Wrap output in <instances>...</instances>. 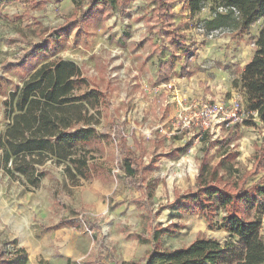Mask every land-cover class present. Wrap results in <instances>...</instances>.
Here are the masks:
<instances>
[{
    "label": "rangeland",
    "instance_id": "374dc122",
    "mask_svg": "<svg viewBox=\"0 0 264 264\" xmlns=\"http://www.w3.org/2000/svg\"><path fill=\"white\" fill-rule=\"evenodd\" d=\"M27 1L4 7L3 12L11 20H0V75L3 76L0 77V134L6 129L3 97L19 84L16 68L10 64H18L33 45H42L46 40L53 48L61 49L57 57L82 68L92 86L106 92L111 105L103 109L98 134L84 150L93 170L89 180H71L65 172L66 164L52 159L43 167L36 166L38 175L44 176L33 186L25 177L11 176L12 163L6 162L0 146L2 261L14 259V264H19L22 256L16 257L12 241H19L30 254L35 253L37 248L32 249L30 243L37 245L40 236L67 218L74 225L87 219L90 224L100 226L101 233L91 231L86 225L77 228L83 238L80 248L86 251L81 260L84 264H109L105 258L108 251L113 252L118 264H142L151 246L139 244L137 235L145 231L148 212L134 203L140 194L126 185L118 163L113 127L124 126L123 133L130 147H134L132 136L143 142L146 162L156 160L146 174L155 189V210L172 203L176 194L195 188L205 147L201 138L206 137L205 133L214 142L230 144V149L238 153L235 169L240 173L250 170L264 143V128L257 119L254 121L258 126L247 124L250 118L243 111L246 100L240 74L253 57L261 23L243 34L226 28L211 37L210 31L197 30L198 25H204L211 17L208 4L199 18L182 22L189 31L187 47L190 50L182 52L170 45L166 46L169 50H163L165 61L173 55L175 68L169 84H165L157 79L160 58L149 55L150 44L158 43L157 32L149 28L153 27L149 23L153 12L150 0H133L123 13L112 11L106 4L107 16L98 15L88 22L86 34L78 30L59 38H51L49 33L63 27L66 19L74 15L78 19L74 1L45 0L42 9ZM80 5L84 6L85 1ZM175 5L179 3L176 1ZM184 17L181 12L176 14L174 24ZM183 67H186L184 76ZM220 104L228 114L237 107L238 120H226L227 115L220 114L207 119L205 126L202 119L205 105L214 109ZM104 129L107 134L103 133ZM233 130L235 135H231ZM222 149L219 145L211 150L212 164L219 163ZM259 214L264 236V212ZM156 224L179 227L175 236L162 237L164 248L184 247L198 236L213 238L222 244L228 240L223 230L209 229L201 215L180 213L176 208L163 211ZM44 263L36 261V264Z\"/></svg>",
    "mask_w": 264,
    "mask_h": 264
},
{
    "label": "trees",
    "instance_id": "16d2710c",
    "mask_svg": "<svg viewBox=\"0 0 264 264\" xmlns=\"http://www.w3.org/2000/svg\"><path fill=\"white\" fill-rule=\"evenodd\" d=\"M19 1L23 0H0V20L10 21L3 7ZM28 1L39 9L45 5V0ZM73 1L78 19L75 15L66 19L63 27L50 31L51 38L70 35L78 30L86 34L88 22L94 21L98 15L107 16L106 4L112 11L123 13L131 0ZM82 1H85L84 6L80 5ZM151 1L155 9L149 23L157 27L158 43L150 44L149 55H158V80L169 84V77L175 69L171 59L173 55L165 61L162 59L163 50H169L167 45L185 48L181 26L173 23V6L177 0ZM208 4L211 5V17L204 23V28L210 32L229 28L243 34L261 23L254 41L255 52L240 78L246 100L245 111L250 118L247 124L258 126L254 121L257 119L264 128V0H185L183 8L195 16ZM60 52L59 46L53 48L48 40L42 45H33L21 63H27L29 75L9 94L4 104L8 124L0 134V146L5 152L6 162L12 163L9 169L11 176L25 177L33 186L39 184L44 176L38 175L36 166L43 167L52 159L66 164L65 172L71 180H89L92 177L93 170L84 150L98 134L103 109L111 105L106 92L92 86L82 68L73 61L57 57ZM182 73L186 74V67L182 68ZM123 127H113L118 163L125 174L127 187L140 194L134 203L148 212L145 231L137 235L139 244L151 246V251L141 260L142 264H264L263 222L259 214L264 212V143L254 157L252 168L240 173L235 169L238 153L230 149V144L214 142L205 133L206 137L201 138L205 147L198 165L195 188L176 194L172 203L160 205L155 210V189L146 174L156 160L152 158L146 162L144 144L137 137L132 136L134 147H130ZM103 133L107 134V129ZM231 135H235L234 130ZM219 145L223 147L220 161L212 164L210 152ZM174 208L180 213L201 215L209 229L217 228L228 234L227 242L222 244L216 239L198 236L184 247L164 248L162 237L175 236L179 227L165 228L156 224V219L163 211ZM83 225L101 233L100 226L90 224L87 219L74 225L73 221L64 218L54 229L81 228ZM11 244L17 247L16 240ZM15 253L16 257L22 256L19 264H27L25 250L18 248ZM3 256L0 247V264L14 263L13 260L2 261ZM108 256L111 264H118L113 252L108 251Z\"/></svg>",
    "mask_w": 264,
    "mask_h": 264
},
{
    "label": "crops",
    "instance_id": "0c3cea01",
    "mask_svg": "<svg viewBox=\"0 0 264 264\" xmlns=\"http://www.w3.org/2000/svg\"><path fill=\"white\" fill-rule=\"evenodd\" d=\"M177 2L179 3V5L174 6L175 7L174 14L176 15L179 12H181L182 15L185 16L184 18H180L179 22L177 24H175V26H178V25L181 26V33L185 37L184 42H183L185 48L180 49V50L182 52H188L190 50L189 47H187L190 44L188 42L190 40L189 33H188L189 31L187 29H185L187 27V25L183 24L182 22H183V20H188L191 17H193L194 19H197V18H199L200 13L198 15L192 16L190 10L183 8L185 0H177ZM132 3H133V0L130 1L129 5ZM151 3H152V1H151ZM154 9H155V6L153 5V10ZM150 24H152V23H150ZM149 26H151V25H149ZM149 28H150V31L154 30L157 32V27L154 24H153V27L151 26ZM23 58H24V56H23ZM22 59L20 61L18 60V64H10V66H12V67L14 66L16 68L14 70L17 73V75H15V77L19 80L18 85H21V82L23 81V79L29 75V68L27 66V63L21 65V63H23ZM182 75L184 76L183 73H182ZM0 77H3V76L0 75ZM157 79H158V77H157ZM12 91L13 90L8 91L7 95L3 97L2 105L5 104V101L8 99V96ZM3 111H4V118H5V106H4ZM5 120H6V118H5ZM7 124H8V122L6 121V126H7ZM61 220L56 222L55 225L60 223ZM76 229L77 228H74V227H63L60 229L52 228L51 232L45 233L43 236L39 237V240H38L39 242L37 243V245L30 243V246H32V249H34L35 247L37 248V251H35V253L32 251V254H30L29 250L24 245H21V243L17 240H16L17 241L16 249L20 248V249H23L26 251L27 258H28L27 264H36L37 260H39V262L43 261L47 264H84L81 260H82V258L85 257L86 251L84 249L80 248L81 247L80 245L82 243L83 238H82L81 234L78 232L79 229H77V230ZM105 258L108 260V263L111 264L110 260H109L108 253H107V256H105ZM12 260H13V262H15L14 259H12Z\"/></svg>",
    "mask_w": 264,
    "mask_h": 264
},
{
    "label": "built area",
    "instance_id": "2783aa9c",
    "mask_svg": "<svg viewBox=\"0 0 264 264\" xmlns=\"http://www.w3.org/2000/svg\"><path fill=\"white\" fill-rule=\"evenodd\" d=\"M197 30L199 32H205L204 25H202V24L201 25H198ZM215 33H218V31H212L209 34H210L211 37H213ZM236 111H237V107H235L233 109V111H232L231 114H228L227 111L225 110V107L222 106L221 104L218 105V106H216V107H214V109L210 105H205L204 110L202 112V116H204V117H202V119L204 121L203 124L206 126L207 125V119H209V118H211V119L212 118H215V117H217L220 114H222L224 116L227 115V118L228 119H226V120H230V119H232V120H238ZM243 111H244V113L246 115H248L246 113V111H245V108L243 109ZM222 120L223 121H226L224 117L222 118Z\"/></svg>",
    "mask_w": 264,
    "mask_h": 264
},
{
    "label": "bare ground",
    "instance_id": "6f19581e",
    "mask_svg": "<svg viewBox=\"0 0 264 264\" xmlns=\"http://www.w3.org/2000/svg\"><path fill=\"white\" fill-rule=\"evenodd\" d=\"M192 167V166H191Z\"/></svg>",
    "mask_w": 264,
    "mask_h": 264
}]
</instances>
